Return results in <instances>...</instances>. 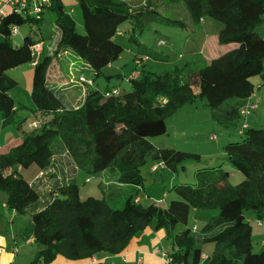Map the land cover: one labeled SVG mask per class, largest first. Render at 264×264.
<instances>
[{
    "label": "trees",
    "instance_id": "16d2710c",
    "mask_svg": "<svg viewBox=\"0 0 264 264\" xmlns=\"http://www.w3.org/2000/svg\"><path fill=\"white\" fill-rule=\"evenodd\" d=\"M75 1L83 33L78 32L63 0L28 2L0 16V118L2 125L20 130V140L0 150V201L29 219L28 236L38 250L27 264H49L56 256L75 261L98 252L119 254L147 227L164 230L166 240L170 239L169 264H264V246L253 250L252 221L244 214L249 210L255 220H264V127L243 126V122L241 139L224 145L225 161L242 175L240 182L232 184L231 172L223 170L220 162L197 169L195 183L172 186L177 198L164 206L144 205L138 199L145 180L141 168L148 157L172 171L185 159L198 158L196 153L150 142L149 137L166 132L167 118L199 98L213 120L230 126L242 118L240 109L254 93L252 77L258 76L264 86V0H182L194 23L206 17L210 27L217 28V42L231 47L193 72L187 62L159 73L149 69L145 60L167 57L140 43L134 33L151 19L185 26L182 20L164 16L149 2L132 7L125 0ZM45 13L58 32L52 53L44 49L40 29ZM124 22L133 33L129 42L137 46L132 59L140 66L139 76L129 77V90L88 86L77 107H66L60 89L46 76L53 56L69 49L95 76L109 81L113 75H104L102 68L124 50L116 41ZM26 23H35L37 31L14 45L11 37ZM12 27L18 28L17 33ZM37 45L43 49L36 62ZM27 63L33 64V108L21 117L20 105L9 93L16 80L8 71ZM187 72L191 73L183 79ZM114 89L118 92L113 93ZM29 116L37 125L21 128ZM110 130H116V150L111 155L98 148L100 136ZM57 149L70 155L76 171L101 177V197L82 198L75 179L58 180L43 192L39 181H29L19 172L36 165L43 173L40 177L44 176L52 169ZM192 209H217L218 213L199 233L187 226L175 231L177 223L187 224ZM205 241L213 242V250L204 256Z\"/></svg>",
    "mask_w": 264,
    "mask_h": 264
},
{
    "label": "rangeland",
    "instance_id": "374dc122",
    "mask_svg": "<svg viewBox=\"0 0 264 264\" xmlns=\"http://www.w3.org/2000/svg\"><path fill=\"white\" fill-rule=\"evenodd\" d=\"M126 2L129 0H125ZM149 2L151 6H154L159 10L164 16L174 19H180L185 23V26L175 25L165 23L158 19H151L147 24L144 25L142 31L137 30L134 33V37L147 48L155 50L159 55L167 57V60H146L148 68L155 72H162L164 70L174 69L176 67H181L185 63L190 62L191 72L199 69L203 66L212 55L218 51L221 52V44L217 42V28L210 27V20L205 17L204 22L194 23L186 10L182 0H143ZM66 10L69 12L70 8L75 9V13L72 14L74 21L76 22V27L78 32L83 33L82 17L80 9L76 1L63 0ZM127 2V3H128ZM143 3V4H144ZM133 4V3H132ZM130 5V4H129ZM131 6V5H130ZM43 21L41 22V32L45 36L44 38V49L53 52L55 44L58 39L57 31H55L51 24L49 23V15L44 14ZM38 26L35 23L24 24L19 27L18 34L11 37L14 45H19L22 38L33 31H37ZM122 35L116 36V41L119 42L124 50L118 59H116L112 64H109L102 68L103 74L113 75L109 81H105L103 76H95L90 70L77 71L79 68L83 69L81 66L82 60L74 55L73 60L76 66L71 63V72H75L74 78L71 79V86L74 90L69 88H64L62 91L67 96L68 100L72 99L76 101V104H80L83 98L85 88L89 87H106L115 86L120 87L122 90H129V77L139 76L140 66L137 65L133 58V52H135L137 46L129 42V37L132 36V30L128 22H124L120 25ZM194 31L200 33H206L209 36V42L215 43L216 46L211 45L208 50L200 48V34H196ZM163 39L165 41L164 45H159L158 40ZM43 48H34V54L36 56V62L41 54ZM69 49L67 50V52ZM66 52V53H67ZM72 56V55H68ZM53 56V58H55ZM57 58V57H56ZM58 68L63 66V63L59 65ZM64 69V67H63ZM77 71V72H76ZM191 72L184 73L183 79H186ZM10 77L16 80V85L12 87L9 91L10 95L16 100L17 105H20L19 114L21 117L25 116L33 108V104L30 98L31 82L33 76V65L30 63L18 66L14 69L8 71ZM252 82L259 84L260 78L258 76L252 77ZM92 82V83H91ZM88 83V85H86ZM82 92V93H81ZM253 98L250 103L256 104L259 108L254 111V109H249L246 116V123L254 127H264V86H256L254 90ZM73 107V103H70ZM26 106L28 108H23ZM78 106V105H77ZM186 108L183 110H176L177 112L172 114L166 120L167 129L164 134L149 137V140L158 145H174L181 148L183 151L192 152L198 154V158L185 159L183 163L177 164L176 171H172L170 168L160 165L159 161H152L148 157L147 162L142 166V171L144 172V191H141L142 204L147 205L152 202H160L161 205H166L170 200L177 198L172 186L184 184V183H195V172L199 168L213 167L216 166L214 162L219 160L223 163L222 169L228 170L234 175L230 174L229 180L232 184L240 182L243 177L240 173L233 170L232 166L225 161L223 155L224 145L228 142L239 141L241 139L240 128L242 123L245 121V116L230 126H223L218 124L211 117V110L203 106L202 101L198 98L193 103L185 105ZM74 108V107H73ZM181 109V108H180ZM32 118L29 116L23 123V129H29L30 121ZM256 120V121H255ZM240 132V133H239ZM214 135V136H213ZM20 137V130L13 127L12 124H5L2 126L0 121V148L5 149L9 144L8 142L12 139H17ZM217 138V140H216ZM116 130H111L104 133L99 138L98 148L106 154H113L116 150ZM63 154L64 151L57 149L54 153L55 163L63 164ZM154 164L158 165L157 170H152ZM184 166L183 168L181 166ZM228 168V169H227ZM40 169L36 165H31L28 168L20 169V173L29 181L37 183L39 181ZM49 168L45 169L44 172H48ZM37 173V174H36ZM76 182L80 187V195L85 198L88 195H93L96 197H101L102 187L99 186L101 177L98 174L91 175L86 174L81 171H76ZM87 177L89 181L84 182V178ZM41 191L46 189V186L39 187ZM164 199V201H163ZM120 198H115L112 203L113 206H117ZM1 203V201H0ZM217 209H192L189 213L187 224L177 223L174 230L178 231L184 227L196 228L197 233H199L204 226V224L209 220L210 217L217 215ZM244 214L247 218L252 219V212L245 211ZM20 215V214H19ZM22 219H28L27 216H21ZM23 219V220H24ZM15 231L18 228L15 224ZM254 232V231H253ZM17 237L19 235L17 234ZM20 238V237H19ZM167 241V242H166ZM165 241V248H170V239ZM18 248L21 246V242L18 239ZM35 252L38 250V245L33 244ZM260 249L259 243L255 241L253 237V250L258 251ZM213 250V242L205 241L202 243L203 255L210 254ZM33 251V252H34ZM24 254L19 256L17 264H27L28 256L24 260ZM28 259V260H27Z\"/></svg>",
    "mask_w": 264,
    "mask_h": 264
},
{
    "label": "crops",
    "instance_id": "0c3cea01",
    "mask_svg": "<svg viewBox=\"0 0 264 264\" xmlns=\"http://www.w3.org/2000/svg\"><path fill=\"white\" fill-rule=\"evenodd\" d=\"M0 1H4V0H0ZM72 1H75V0H72ZM143 3H144L143 0H129L128 2V4H130L132 7H140L143 5ZM69 12L74 14L75 9L71 7ZM201 22H204V21L201 20L198 23H201ZM194 32H195V35L200 34V40H201L200 48L201 49L208 50L209 48H211V45L216 46L215 43L209 42L210 39L208 35L206 36V33H200L198 31H194ZM230 47L231 45L221 46V48L224 50ZM66 52L67 50L61 51L56 55L57 58L55 57L52 59L51 64L48 67L46 76H47L48 81L51 84H54L57 88L60 89V94L64 102V105L66 107L75 108L77 107V105H79V103L76 104V101H74L73 99L72 101L68 100L67 96L62 91L64 88L66 89L69 88L71 90H74V87L71 86L70 84L71 79H73L75 75V72L74 73L71 72V68H72L71 63H73L76 66L74 62H77V60H73L75 57L71 51H68L67 53ZM217 53L218 51L215 53L212 52V55L210 56V58L216 55ZM68 55H72V56L70 57ZM58 63L59 65L63 63V66L62 67L60 66L58 68L57 66ZM81 64H82L81 66H84V68L83 69L79 68L77 71H81L84 69L89 70L88 67L83 62ZM105 75H110V74H105ZM256 86L262 87L260 86V83L256 84ZM252 98L253 96H250L249 99L251 100ZM70 103H73L74 106L72 107ZM183 108H186V106H183L181 107V109L179 108L178 110H183ZM255 108L256 109L254 111H256L259 108V106ZM0 121L2 122L1 118H0ZM166 129H167V124H166ZM19 140H20V137L17 139H12L8 143L9 144L15 143V142H18ZM9 144L7 146H9ZM152 144L156 147L178 148V146H174V145H166V144L156 145L154 143ZM5 149H2V150H5ZM223 155L224 157H226L225 152H223ZM62 159H63V164L61 165L60 163H55V160L53 157V161L51 164L52 166L51 171H49L44 176L38 178L40 179L39 187L43 185L46 186V189L43 190V192H46L47 190H49V188L55 185L58 180H61L62 183H64V182H68L76 178L77 175H76V170L74 168L75 164L73 160L71 159L70 155L67 152H64ZM218 162L219 160H216V162L214 163L216 164ZM50 172L54 173V175H52L51 177H47V175L50 174ZM143 175H144V172H143ZM231 175L235 176V173H232ZM87 181H89V179L85 177L84 182H87ZM144 189H145V186L143 185V190L141 191H144ZM141 191L138 195L139 202H142ZM21 216H24V215H19L14 209H11L8 206H6L5 203L3 202L0 203V264H17L19 263L18 258L22 254H24L23 255L24 260L27 256H28V259L30 260L32 255L35 253V251L33 250L35 248V246L33 245L35 243L34 239L32 236H28L29 219L25 220L23 218L24 219L23 220ZM252 219H253L252 226H253V231H254L253 237H255V241L259 243V246L261 249L264 246V220L261 223L255 220L253 218V215H252ZM15 224L18 228L17 232L15 231ZM17 234L19 235L20 238L17 237ZM18 239L21 242V246L19 248H18V244H19ZM165 241H166V238H165L164 230L162 229L154 230L150 227H147L143 230V232L140 235L133 237L130 240L128 246L119 254L112 255V254H107L104 252H98L90 258L83 259V260H75V261L68 260L62 256H56V258L49 264H111V263L113 264H165L163 255L166 254L167 251L169 250L165 248V244H166Z\"/></svg>",
    "mask_w": 264,
    "mask_h": 264
},
{
    "label": "built area",
    "instance_id": "2783aa9c",
    "mask_svg": "<svg viewBox=\"0 0 264 264\" xmlns=\"http://www.w3.org/2000/svg\"><path fill=\"white\" fill-rule=\"evenodd\" d=\"M37 1H48V0H4V1H0V16H3L5 15L9 9H13V7H16V9H19L20 7H24L28 2H32L34 4L37 3ZM36 7V6H35ZM34 11H37V8L34 9ZM18 31V28L17 27H12V32L15 34L17 33ZM158 44L159 45H164L165 44V41L163 39H159L158 40ZM37 49L41 48L40 45H37L36 46ZM113 93H117L118 90L117 89H114L112 91ZM256 107V104H253V103H250L248 102L245 106H243L241 109H240V113L242 116H245V121L243 123V126L246 125V116L248 114V110L251 108H255ZM37 125V122L36 121H33V122H30L29 126L30 127H35ZM160 165L164 166L163 163H160ZM158 169V165L157 164H154L152 166V170H157ZM43 175L42 172L39 173V177ZM160 203V202H158ZM192 230H196V228H192ZM163 259H164V263L165 264H169L170 262V259L168 258V256L166 254L163 255ZM113 264V263H111Z\"/></svg>",
    "mask_w": 264,
    "mask_h": 264
}]
</instances>
